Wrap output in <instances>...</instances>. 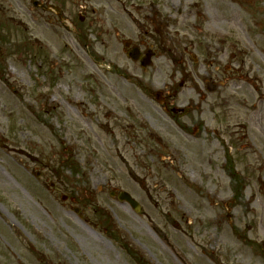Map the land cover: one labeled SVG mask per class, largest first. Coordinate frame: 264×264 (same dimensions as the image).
Returning a JSON list of instances; mask_svg holds the SVG:
<instances>
[{"label":"rangeland","instance_id":"1","mask_svg":"<svg viewBox=\"0 0 264 264\" xmlns=\"http://www.w3.org/2000/svg\"><path fill=\"white\" fill-rule=\"evenodd\" d=\"M0 264H264V0H0Z\"/></svg>","mask_w":264,"mask_h":264},{"label":"bare ground","instance_id":"2","mask_svg":"<svg viewBox=\"0 0 264 264\" xmlns=\"http://www.w3.org/2000/svg\"><path fill=\"white\" fill-rule=\"evenodd\" d=\"M194 6H197V10H200V8L198 7V3H194L193 4ZM226 5V4H225ZM228 6V5H227ZM232 6H228V8H231ZM211 19H210V22H208V24H210L211 22H212V26H216V23L218 24L220 21L219 20H216V19H214L213 17H210ZM5 81L7 82V84H12L13 82H9V80H8V78H5ZM250 84H251V82H250ZM16 92H17V90H15ZM75 103L76 104H79V102H77V101H75ZM112 115V113L110 112L109 113V116H111ZM122 157V156H121Z\"/></svg>","mask_w":264,"mask_h":264},{"label":"flooded vegetation","instance_id":"3","mask_svg":"<svg viewBox=\"0 0 264 264\" xmlns=\"http://www.w3.org/2000/svg\"><path fill=\"white\" fill-rule=\"evenodd\" d=\"M134 47H136V46H134ZM143 55H144V54L142 53V56H143ZM170 104H172V103H169L168 101H166L165 108H166V110H167L168 112H169V110H170L169 107H171ZM187 111H188V110H187L186 106L180 105L179 115H182V113L187 112Z\"/></svg>","mask_w":264,"mask_h":264},{"label":"water","instance_id":"4","mask_svg":"<svg viewBox=\"0 0 264 264\" xmlns=\"http://www.w3.org/2000/svg\"><path fill=\"white\" fill-rule=\"evenodd\" d=\"M121 198L123 200H127L129 201L131 204H135V202L131 199V197L127 194V193H124L123 195H121ZM134 206V205H133Z\"/></svg>","mask_w":264,"mask_h":264}]
</instances>
